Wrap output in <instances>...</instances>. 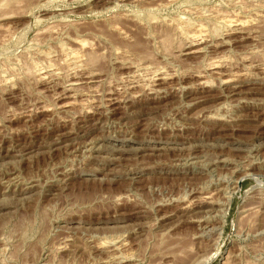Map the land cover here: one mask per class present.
<instances>
[{"label":"rangeland","instance_id":"1","mask_svg":"<svg viewBox=\"0 0 264 264\" xmlns=\"http://www.w3.org/2000/svg\"><path fill=\"white\" fill-rule=\"evenodd\" d=\"M0 264H264V0H0Z\"/></svg>","mask_w":264,"mask_h":264},{"label":"bare ground","instance_id":"2","mask_svg":"<svg viewBox=\"0 0 264 264\" xmlns=\"http://www.w3.org/2000/svg\"><path fill=\"white\" fill-rule=\"evenodd\" d=\"M7 4V3H6ZM2 7V6H1ZM238 24V23H237ZM219 71V70H218ZM41 76V75H40ZM69 82V81H68ZM227 82V81H226ZM76 82H71L69 85H70V88H73V87H75L76 86ZM216 227V226H215Z\"/></svg>","mask_w":264,"mask_h":264}]
</instances>
